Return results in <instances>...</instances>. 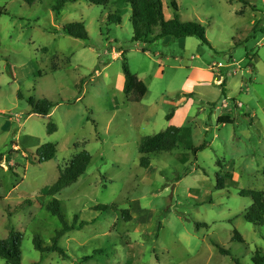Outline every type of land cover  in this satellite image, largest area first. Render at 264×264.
I'll return each instance as SVG.
<instances>
[{"label": "rangeland", "instance_id": "1", "mask_svg": "<svg viewBox=\"0 0 264 264\" xmlns=\"http://www.w3.org/2000/svg\"><path fill=\"white\" fill-rule=\"evenodd\" d=\"M161 2L167 19L200 21L209 45L132 41L123 0L68 2L59 17L54 0H0V238L21 233L22 264H127L129 251L132 264H253L264 254V220L246 221L252 201L240 193L264 190V0ZM115 11L121 24L109 21ZM72 19L88 40L63 32ZM124 60L147 86L139 102L122 92ZM30 97L50 100L51 113H32ZM169 125L190 137L141 167L140 139ZM47 142L52 160L25 150ZM81 150L91 155L85 172L54 196L68 223L77 216L59 240L68 259L40 261L33 236L47 242L60 221L36 200L52 199L44 190Z\"/></svg>", "mask_w": 264, "mask_h": 264}, {"label": "trees", "instance_id": "2", "mask_svg": "<svg viewBox=\"0 0 264 264\" xmlns=\"http://www.w3.org/2000/svg\"><path fill=\"white\" fill-rule=\"evenodd\" d=\"M24 3L31 5L35 0H22ZM79 0H54L52 9L57 17L60 16L66 3L76 2ZM94 5H105L111 1L117 0H84ZM130 7L131 11V26L132 37L134 42L153 43L159 38L171 36L173 38L196 37L203 44L209 45L205 35V28L198 20L181 21L175 14L172 18L167 19L163 13V4L161 0H123ZM172 7L177 10V4L172 1ZM109 21L114 24H121L122 18L118 11L109 15ZM157 27V32L155 28ZM63 32L69 36L88 40L89 36L85 28V22L81 19H72L63 25ZM124 52H121L123 55ZM123 86L122 92L125 94L126 100L130 102H139L147 92V86L138 78V76L129 70V67L124 60L123 64ZM223 92V89H222ZM28 103L32 113L41 116H47L51 113L54 104L45 98L35 99L30 97ZM172 113L167 115L170 119ZM229 116L219 117V121H229ZM48 133L56 130L55 125L49 121L46 125ZM186 135H185V134ZM182 137H190L186 133L185 128L169 125L163 131L153 135H145L139 142V163L141 167L147 168L150 165V159L160 152H170L176 147ZM205 147L202 144L195 147L194 150H201ZM25 150L34 156L38 163L52 160L56 156V144L47 142L36 150L31 151L28 148ZM91 160V155L86 150H81L69 161L68 165L59 170L57 180L47 187L42 196H49L52 199L48 201H37L52 215L57 216L60 225L50 235V238L45 242L39 235L33 236V247L41 254L40 261L43 260L49 253H57L62 260L68 259L66 250L59 244L60 238L69 230L76 227L77 216H74L73 222L68 223L64 218V207L60 200L54 196L60 193L64 188L70 186L85 172ZM223 187V176L217 175V188ZM241 195H247L251 198L252 203L245 211L246 221L259 225L264 220V190H242ZM35 202H28L33 205ZM115 203L99 204L95 208L98 210L114 209ZM115 210V209H114ZM123 217L128 219V210H122ZM85 222H81L78 226H82ZM236 234V233H235ZM237 237L240 238L238 234ZM22 235L19 231L11 230L7 237L0 238V258L4 260L3 264H22V251L20 248ZM221 253L226 251L220 249ZM88 258L85 256L84 259ZM132 253L129 251L127 264H132ZM253 264H264V254L258 252L252 257ZM234 264H240L239 260H235Z\"/></svg>", "mask_w": 264, "mask_h": 264}, {"label": "built area", "instance_id": "3", "mask_svg": "<svg viewBox=\"0 0 264 264\" xmlns=\"http://www.w3.org/2000/svg\"><path fill=\"white\" fill-rule=\"evenodd\" d=\"M216 66L218 67V66H220V64H217ZM212 67L214 68V66H212Z\"/></svg>", "mask_w": 264, "mask_h": 264}, {"label": "water", "instance_id": "4", "mask_svg": "<svg viewBox=\"0 0 264 264\" xmlns=\"http://www.w3.org/2000/svg\"><path fill=\"white\" fill-rule=\"evenodd\" d=\"M217 79L220 80V76H218Z\"/></svg>", "mask_w": 264, "mask_h": 264}, {"label": "crops", "instance_id": "5", "mask_svg": "<svg viewBox=\"0 0 264 264\" xmlns=\"http://www.w3.org/2000/svg\"><path fill=\"white\" fill-rule=\"evenodd\" d=\"M220 79H221V77H220ZM123 80H124V77H123ZM217 81H218V79H217Z\"/></svg>", "mask_w": 264, "mask_h": 264}]
</instances>
